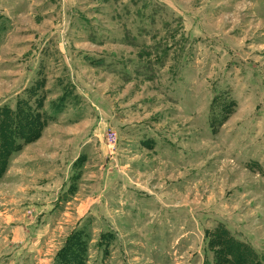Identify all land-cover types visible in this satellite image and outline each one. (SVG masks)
<instances>
[{
  "label": "rangeland",
  "instance_id": "obj_1",
  "mask_svg": "<svg viewBox=\"0 0 264 264\" xmlns=\"http://www.w3.org/2000/svg\"><path fill=\"white\" fill-rule=\"evenodd\" d=\"M27 105L0 264H264V0H0V133Z\"/></svg>",
  "mask_w": 264,
  "mask_h": 264
},
{
  "label": "trees",
  "instance_id": "obj_2",
  "mask_svg": "<svg viewBox=\"0 0 264 264\" xmlns=\"http://www.w3.org/2000/svg\"><path fill=\"white\" fill-rule=\"evenodd\" d=\"M19 113H21L24 116V117H21V120L17 121V110H16V111H14V114H12L13 115L12 118L11 119L10 118L7 119L9 125L5 126V128H4V125H3L2 128H1V133H0V153L2 152L4 156L7 155L9 157L13 152H15L17 150L16 149L17 148L16 141H17V134H18L17 133V126L19 127V123H25L26 122V123H28L30 125L38 124L37 127L42 129L48 123V120H49L48 118L42 117L41 114L34 112L32 110V106L30 107L29 105L24 106V108H22ZM37 115H40V119L39 120H37V118L36 119L33 118L34 116H37ZM24 127L25 128L19 127L18 128V132L20 134V133H22L21 131H23L25 133L24 137H25V140H26L27 136L30 135L31 131L27 132L28 131V127H26V126H24ZM35 136H37V135H34V137ZM19 137H21V136H19ZM223 234H224V238L225 239L231 237V235H229L228 231L223 233ZM227 240L228 239H226V241ZM231 240H232V237H231ZM217 242H216V244H218V246H220V243H217ZM211 244H213V243H210V245ZM244 246H245V248H247V251H249L248 250L249 249L248 245L244 244ZM223 248H225V250L227 249L226 247H223ZM228 249L226 251H224V254L225 253H229ZM246 258L247 259H245L243 256H241V258L239 257L237 259V261L242 263V264H245V263L259 264L257 262V260L254 259V257L251 254H248ZM224 259L227 262L229 261L226 258H224ZM233 264H238V263H234V261H233Z\"/></svg>",
  "mask_w": 264,
  "mask_h": 264
}]
</instances>
